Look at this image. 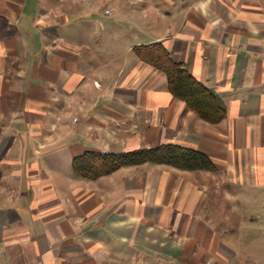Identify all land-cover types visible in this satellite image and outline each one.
I'll return each instance as SVG.
<instances>
[{
  "label": "crops",
  "instance_id": "obj_1",
  "mask_svg": "<svg viewBox=\"0 0 264 264\" xmlns=\"http://www.w3.org/2000/svg\"><path fill=\"white\" fill-rule=\"evenodd\" d=\"M153 42L221 123L141 60ZM171 143L217 170L73 167ZM0 264H264V0H0Z\"/></svg>",
  "mask_w": 264,
  "mask_h": 264
},
{
  "label": "trees",
  "instance_id": "obj_2",
  "mask_svg": "<svg viewBox=\"0 0 264 264\" xmlns=\"http://www.w3.org/2000/svg\"><path fill=\"white\" fill-rule=\"evenodd\" d=\"M135 51L141 60L167 75L168 87L175 98L186 103L203 120L221 123L228 114L224 98L198 80L181 62H177L162 42L140 45ZM173 166L188 171H216L212 158L197 149L179 144H162L122 153L88 150L76 157L73 167L79 177L95 180L127 166L143 164Z\"/></svg>",
  "mask_w": 264,
  "mask_h": 264
},
{
  "label": "rangeland",
  "instance_id": "obj_3",
  "mask_svg": "<svg viewBox=\"0 0 264 264\" xmlns=\"http://www.w3.org/2000/svg\"><path fill=\"white\" fill-rule=\"evenodd\" d=\"M102 21V24L101 23H98V30H101L104 26L106 27L107 26V22H106V19L104 20H101Z\"/></svg>",
  "mask_w": 264,
  "mask_h": 264
},
{
  "label": "built area",
  "instance_id": "obj_4",
  "mask_svg": "<svg viewBox=\"0 0 264 264\" xmlns=\"http://www.w3.org/2000/svg\"><path fill=\"white\" fill-rule=\"evenodd\" d=\"M110 12V10L108 9V10H106V13H109Z\"/></svg>",
  "mask_w": 264,
  "mask_h": 264
}]
</instances>
